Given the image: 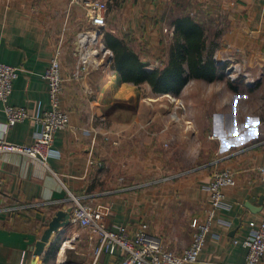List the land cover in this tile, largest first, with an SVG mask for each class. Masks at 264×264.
<instances>
[{
	"label": "crops",
	"instance_id": "crops-1",
	"mask_svg": "<svg viewBox=\"0 0 264 264\" xmlns=\"http://www.w3.org/2000/svg\"><path fill=\"white\" fill-rule=\"evenodd\" d=\"M113 1L119 8L110 24L111 33L129 44L139 40L140 48H133L146 68L164 65L173 50L174 40L165 45L162 29L171 8L187 4V13L203 11L206 21L215 20L216 13L224 14L227 28L207 33L219 39L215 55L220 51L234 56L225 62L234 64L231 70L237 76L232 80L238 86L229 95L210 94L208 107L189 105L195 109L193 118L203 119L199 124L188 120L190 135L176 125L167 130L165 113L188 102L183 94L186 89L217 81L193 79L179 96L157 93L146 82L137 85L122 80L111 70L113 65L106 71H93L84 83L69 80L76 64L77 31L89 27L81 2L0 0V62L19 68L8 104L26 107L30 114L10 127L7 137L20 144L31 142L39 129L34 117L51 108L45 73L62 39V72L67 79L62 102L70 114V127L56 134L53 149L57 155L50 158L49 166L22 153L1 156L0 198L7 205L0 207V264H33L32 246L54 212L67 209L69 190L91 195L108 227L126 225L134 234L141 222H147L168 249L182 252L194 236L192 221L209 219L212 206L206 186L216 167L234 171L235 183L224 188L225 207L212 218L199 264H245L248 248L244 241L264 220V180L256 170L264 164V100L252 94L264 83V0ZM239 55L243 68L250 71L241 88ZM85 86L93 93H87ZM151 93L154 101L149 103L145 95ZM4 107L0 101L1 123L7 119ZM104 134L119 138L121 144L106 143ZM195 134L204 139L197 147L191 143ZM166 143L171 144L170 152ZM186 148L187 153L180 150ZM29 203L48 204L7 211ZM75 232L81 237L71 240ZM86 234L78 226L61 229L36 264H92ZM121 259V253L104 255L98 264H119Z\"/></svg>",
	"mask_w": 264,
	"mask_h": 264
},
{
	"label": "built area",
	"instance_id": "built-area-1",
	"mask_svg": "<svg viewBox=\"0 0 264 264\" xmlns=\"http://www.w3.org/2000/svg\"><path fill=\"white\" fill-rule=\"evenodd\" d=\"M72 2H81L87 13L89 27L77 32L76 64L69 80L84 83L93 71H106L112 66L113 52L105 43V35L108 31H114L110 24L117 14L119 4L113 0H72ZM62 42L63 39L57 43L55 54L45 73L49 82L51 108L34 117L39 129L34 132V138L29 143H16L7 137V130L16 123L25 121L30 114L26 107L8 104L14 80L19 75V68L0 62V101L5 104L4 110L7 115L6 122H0V163L1 156L7 152L26 154L45 166H49L50 158L57 155L53 149L56 134L59 130L70 127V114L62 102L67 80L62 72L64 54ZM215 59L218 62H225L230 58H224L219 51ZM148 68L155 69L154 66H147ZM231 68V66L228 67L227 73L234 78L237 74H234V69L231 70ZM111 70L116 72L115 68ZM103 137V141L110 142L113 146L121 144L119 138L113 139L108 134H104ZM98 163L103 166L102 161L99 160ZM256 170L264 180V164L258 165ZM213 173L212 181L206 186L210 192L212 206L209 219L195 218L192 221L194 236L191 244L182 252L168 249L162 238L150 231L147 222H141L134 234H131L126 225L108 227L102 213L91 201V195H78L69 190L67 208L71 209L70 225L78 226L86 231L88 245L94 256L92 264H98L104 253L111 256L121 253L122 259L119 264H199L201 251L211 231L212 218L216 210L225 207L224 188L235 183V173L229 167H216ZM47 204H20L6 209L11 211ZM2 209L0 208V211ZM72 236L71 240H76L81 237V234L75 232ZM244 245L248 248L245 264H264V220L260 227L251 231Z\"/></svg>",
	"mask_w": 264,
	"mask_h": 264
},
{
	"label": "trees",
	"instance_id": "trees-1",
	"mask_svg": "<svg viewBox=\"0 0 264 264\" xmlns=\"http://www.w3.org/2000/svg\"><path fill=\"white\" fill-rule=\"evenodd\" d=\"M177 7L180 11L170 12L171 18L167 19V22L170 19L171 25L175 27L173 50L167 63L153 70L146 68V63L141 60L132 44L111 31L106 33L105 43L113 52L112 65L122 80L137 85L146 82L154 92L173 93L179 96L193 79L216 82L227 76L229 64L215 59L219 39L211 38L207 33L210 30L207 22L184 12V3L178 4ZM213 21L208 20L210 23H214ZM216 31L218 30L213 33ZM243 80L239 81L241 85ZM3 205L7 204H1L0 207H4ZM57 248L53 247V251ZM104 255L111 256L104 253L99 262H102Z\"/></svg>",
	"mask_w": 264,
	"mask_h": 264
},
{
	"label": "rangeland",
	"instance_id": "rangeland-1",
	"mask_svg": "<svg viewBox=\"0 0 264 264\" xmlns=\"http://www.w3.org/2000/svg\"><path fill=\"white\" fill-rule=\"evenodd\" d=\"M178 9H179L178 7H173V9L169 11L168 17L171 18L170 17V12L172 13L173 11H176V13H178V11H180ZM183 11L184 12L185 11L188 12V5H186V4L184 5ZM205 14L206 13H204L203 11H199L197 14L194 13L193 15L197 16V18H199V19H201L203 21H206L207 19L205 18ZM117 15H118V13H117ZM215 15H217V16L213 17V19H215L213 21L215 24L206 21L207 25H208V29H210L209 31H211L212 33L215 30H218V31L225 30L227 28V24H228V22L226 23L227 18L224 16V14L216 13ZM204 19H206V20H204ZM80 24H81V22H80ZM66 28H67L66 29L67 32L70 31L69 27L66 26ZM135 28H137V27H135ZM162 29H163V32L165 34V36H164L165 37L164 38V42L166 43L165 45H170V43H171V41L173 39V36H174L173 35V32H174L173 30L174 29H173L172 25L169 22H167V21H164ZM74 33H76V32H74ZM131 42H132L131 44H132L133 47H138V49L140 48L141 43H139V40H131ZM76 53H77V51L75 49V55H76ZM240 56L241 55H239V76H238V79H237L239 81L243 80V79H246L245 77L249 76V74H246V73L250 72V71H246L243 68L244 67L243 65L245 63H241L240 60H242L243 57H240ZM223 57L224 58H230V57L234 58V56L231 55V54H223ZM230 66H234V64L233 65H229V67ZM234 74H236V73L234 72ZM235 77H236V75L234 76V78ZM257 78H256V82H257ZM232 79L233 78L227 73V76L224 78V80H222L221 82L217 81L213 85H206V84H203V83H196L195 84L196 86L191 85L189 87V90L187 91V89H186V91L183 93V94H185V99H187L188 102H185V103L183 102L182 104H180L179 109H177V111L176 110L175 111H169L168 114L165 113V121H164L165 129L168 130L170 125H172V126L176 125V126L180 127V130L183 129L184 131H187V133H189L188 135H190L191 134L190 133V130H191L190 126H192V124H190L188 120L195 121L196 124H199V122H203V119H198L197 117L193 118V116H194L193 112H195V109L191 108L189 105H191V103H195L198 108H200L203 105L208 107L212 103L211 102L212 98H211L210 94L217 95V94L221 93V94L229 95L232 92L231 90L233 89V87H237L236 81H233ZM240 83L241 82H239V88L242 87ZM258 83H260V82H258ZM85 89H88L87 93H90V94L93 93V90H92L91 87H86L85 86ZM145 91H147V90H145ZM252 94H254V96H262L263 100H264V83L263 84L260 83L258 86H256L255 92L252 93ZM145 96H146V99H148L147 101L149 103H152L151 101H154V95L152 93L151 94H147ZM151 98H153V99H151ZM163 103L166 104V103H169V102L164 101ZM171 109L173 110L172 107H171ZM189 115L192 116V119L186 117V116H189ZM197 115H198V112H197ZM175 116H177V117H175ZM147 133L152 134L148 130H147ZM203 141H204V139H203L202 135L195 134V137H194L193 140H191V143L194 142L195 147H197L199 144H202ZM165 145L168 148L167 152H170L171 149H172L171 148V144L166 143ZM186 146H183V147H186ZM180 150L184 151L185 153L188 152V148L180 149ZM167 152L164 150L165 154H167ZM200 153H201V151H200ZM3 201H5V200L0 198V206H1V204L5 203ZM8 203H11V201H8ZM207 239H208V236H207ZM207 239H206V244H207ZM206 244H205V246H206Z\"/></svg>",
	"mask_w": 264,
	"mask_h": 264
},
{
	"label": "water",
	"instance_id": "water-1",
	"mask_svg": "<svg viewBox=\"0 0 264 264\" xmlns=\"http://www.w3.org/2000/svg\"><path fill=\"white\" fill-rule=\"evenodd\" d=\"M71 224V209L61 208L54 212V215L45 223L46 228L40 238H38L32 246L35 255L33 264H36L41 256L45 253L48 244L51 242L55 233Z\"/></svg>",
	"mask_w": 264,
	"mask_h": 264
},
{
	"label": "bare ground",
	"instance_id": "bare-ground-1",
	"mask_svg": "<svg viewBox=\"0 0 264 264\" xmlns=\"http://www.w3.org/2000/svg\"><path fill=\"white\" fill-rule=\"evenodd\" d=\"M64 245H67V242L66 241L64 242Z\"/></svg>",
	"mask_w": 264,
	"mask_h": 264
}]
</instances>
